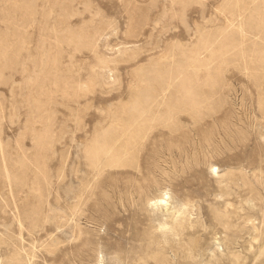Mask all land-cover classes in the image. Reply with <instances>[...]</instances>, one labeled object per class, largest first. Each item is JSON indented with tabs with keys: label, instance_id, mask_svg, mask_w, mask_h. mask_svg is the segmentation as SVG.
<instances>
[{
	"label": "rangeland",
	"instance_id": "1",
	"mask_svg": "<svg viewBox=\"0 0 264 264\" xmlns=\"http://www.w3.org/2000/svg\"><path fill=\"white\" fill-rule=\"evenodd\" d=\"M60 1L0 0V43L9 50L15 36L24 40L0 83V264H186L191 254L200 264H224L233 262L234 251L248 263L264 238V112L248 52L254 38L248 32L233 50L215 60L211 55L232 32L230 23L245 22L251 9L232 15L235 0ZM24 4L34 9L27 27L15 23ZM73 32L86 35L87 45L76 50L75 42H57L59 33ZM141 65L165 79L139 118L145 131L131 150L136 166L95 169L89 145L132 100L131 80ZM55 76L58 87L50 82ZM92 77L96 83L86 94ZM209 77L217 81L214 95ZM37 78L47 80L44 89L34 84ZM188 79L199 104L184 90ZM260 80L264 88V71ZM65 82L77 95L73 87L62 89ZM35 95L49 103L38 112ZM126 112L118 116L136 113ZM3 159L15 173L27 163V192L11 196ZM37 178L41 196L32 188ZM165 190L171 209L148 202ZM20 198L23 206L42 200L35 227L28 221L21 227L15 218ZM183 203L191 222L161 230ZM246 217L261 233L250 251L253 225Z\"/></svg>",
	"mask_w": 264,
	"mask_h": 264
},
{
	"label": "bare ground",
	"instance_id": "2",
	"mask_svg": "<svg viewBox=\"0 0 264 264\" xmlns=\"http://www.w3.org/2000/svg\"><path fill=\"white\" fill-rule=\"evenodd\" d=\"M61 3H64V2H61ZM66 3H67V1H66ZM63 5H69V4L64 3ZM70 5H72V3ZM32 7L33 6H30L27 4L23 5V7H22L23 16L19 19V21L21 19L22 20H21V22H18V23L15 22L16 25H23L24 27L28 26V24L30 22V21L28 22V20L32 17V15L34 13V9ZM61 7L62 8L66 7L65 9L70 8L69 6H68L69 8L67 6H64V7L61 6ZM218 8H220V7H218ZM249 8L251 9V12L249 14V17L246 18L245 22L240 21V22L235 24L232 21L230 23L232 28H233L232 32H230L228 35H226L221 40L219 45L216 47L215 51L212 53L211 60H215V59L219 58L220 56L224 55L225 53H228L229 51L233 50L235 47L238 46L239 43H243L244 38L246 36H248V32H250L249 34H251V36L254 38V41L249 45L250 47L248 49V52L250 54V57L253 59L252 63H251V68L254 69L256 74H258L255 76L254 79H255L256 86H257V90H258L257 97H258L259 106L261 108L260 110H262L264 112V88L261 86L262 82L260 80L261 73L264 71V34L262 36H259L260 32L264 28V0H235L234 8L230 12L232 15L237 14L238 16H241L242 14L240 12L242 11V13H244ZM66 13H67V15H70V14H68L67 11L65 12V14ZM62 22H64V21H62ZM70 32H71V30L68 33H70ZM68 33H66V34H68ZM216 33H217V35L221 34V32L218 29H217ZM66 34H64V36L62 37V34L59 33V36H57L58 35V33H57V35H56L57 36V42H59L61 44H62V42L63 43L68 42V43H66L68 45L73 44V42H75L76 46L75 45H73V46H75L74 48L76 50H78L81 45L82 46L87 45V41L86 42L84 41L86 39V35L79 34V32H73V35L71 33L72 36L71 35L67 36ZM238 35L241 37H238ZM65 36H67V37L64 38ZM239 39H242V41ZM23 42H24V40L21 37L15 36L14 44L12 45V48L9 50L7 49V45L0 43V83L3 82L6 78L5 76H7V75H5L6 70L12 69L14 67V65H16L15 63L18 61V57L20 56L21 51L24 47ZM69 50H70V48H69ZM65 51H67V49ZM44 53L45 52H43L42 54H44ZM58 55L59 54H56V55H54V57H52V60L54 62L59 61ZM187 56L188 55H186L185 57H187ZM132 57L134 58V56H130L127 59H129V58L131 59ZM127 59H125V60L128 61ZM159 64H160V61H157V63L155 65H159ZM52 66H54V64H52L51 67ZM150 68L149 67L146 68L145 66L141 65L138 69L136 68L137 70H134L135 71V78L131 80V84H130V87H133V89H135L134 94L132 96V100L126 104H124V103L121 104V107L119 108V110H116L114 112V115H113L114 117L111 119L109 129L104 130L102 132V134H100V135L96 134V136L94 138V142L89 145V148L87 151V155H88L87 157L89 158L90 165L93 168L98 169L99 166L102 164L104 166H108V167L111 166V167H120L121 168V167H125V166L126 167L130 166L133 162H135V163L132 166L133 167L136 166L137 161L133 160V159H135V157L137 155L136 156H134L133 154L131 155V153H132L131 150L133 148H135V146L138 145V141L140 140L139 138H142L141 136H142V134H144V131H145L143 129V126H145V125L144 124H143V126L141 125V122H139V118H140V116H142L141 114H142L143 110H146L149 107V105L155 101L156 91H157L156 85L163 83V81L165 79L163 74L156 75V72L154 71V66H152ZM214 78L215 77H209V79H208L209 87L211 86L212 89H213V87H216V90H213V91H212V89L210 90V93L212 95H214L218 92V86H216L217 81H215ZM52 79H54V80H52L50 82H53V84L57 85L56 87H58V85L60 86V84L58 82L59 81L58 76H55ZM144 80H146L147 83L144 84L143 83ZM45 81H47L45 78L40 79V80L37 78L36 81L34 82V84L38 82L36 84V86L37 87L40 86L39 88H41V90H42V89H44L43 87L46 85L45 83H47ZM94 81H95L94 77H92V79L89 80V82L85 81L86 87L83 90L85 93L87 90L92 91L89 88L94 87V85L96 83ZM71 84H69L67 82H65V84L64 83L61 84L62 89L63 90L65 89L66 91H67V89L70 90V88H72L74 86V85L72 86ZM64 86H65V88H64ZM196 87H197L196 84L193 83L192 80L190 81L189 79H188L187 83L184 85V90L187 93L191 94V102L193 104H199L200 100H201L198 92L196 91V89H197ZM133 89H132V92H133ZM71 90H74L73 94H76L77 91L74 87ZM66 91H63V92H66ZM51 92H52V90H51ZM53 92H54V90H53ZM44 93H45V91H43V94ZM68 93H66V94H68ZM85 93H84V95L87 94V93L86 94ZM73 94H71V95H73ZM69 95H70V93H69ZM44 96H46V95H44ZM33 99L34 100H32V102H35L34 104L36 105V107L34 106V108L33 107L32 108L37 110V112H38V109L42 110V108L46 107L45 103H47V102H44L43 99H42L43 102H41V100L39 99V97H37V95H35ZM49 101L50 100H48V102ZM47 104H49V103H47ZM128 108L134 109V111L136 113H132L130 116H127L126 118H124L125 116L124 117L118 116L119 113H127L126 111L128 110ZM45 110H47V109H45ZM3 111H4V103L1 100V96H0V114H2ZM33 113H34V111H33ZM34 114L38 115V113H34ZM0 120H1V117H0ZM39 120H40V118H39ZM35 127L36 126H34V128ZM37 128H35L34 137L41 139L42 132L37 131L36 130ZM111 133H115V135L112 136ZM108 134L110 135V137L108 136ZM121 142H124V144L122 145ZM41 143H42V145H44L43 140L41 141ZM118 143H121V144L117 146V148L114 150V152H112L111 154H108L111 147L114 145H117ZM0 145H1V148H3L2 143H1V139H0ZM133 152H136V151H133ZM3 160H4L3 161L4 162L3 180L6 184L8 182V185L10 187L9 190L11 191V196H13V198H14L16 196V194L18 195L20 193L27 192V190H25V188H24V186L26 184V182H25L26 175L25 174H26V168L28 167L27 163L23 162L22 165L20 166L19 170L15 173L10 169L9 164L7 163V160L6 159H3ZM41 162H39V161H38V163L36 162V164H38L37 166L39 168L42 167ZM104 162L106 163V165L104 164ZM211 168H212V171H214V169H217L214 164H211ZM13 183L16 184L15 188L13 186ZM18 185H20V187H18ZM32 188L36 191H40V196L42 195L43 186H42L41 180H39L38 178L35 179L33 181V187ZM83 195H81V196H83ZM169 199H170L169 192L165 190L161 193L160 196L155 197L153 199L150 198V201H148V202L150 204H152L154 207H157V209L162 204H164L166 207H164V206H162V207H164L166 210V208H168L170 206ZM20 200H22L21 203L19 202L20 204L17 201L15 202V208H17V212H15V218L17 219V221L21 227H23V225L26 221L30 222L35 227V224H39V222L41 220L40 213H41V209H42L41 203H43V202H41L42 200L38 199L35 201H31L29 206H23V204L25 203L23 198H20ZM169 208L171 209V207H169ZM189 210L190 209H188V205L183 203L182 205H180L179 208L176 209V211L172 215L173 217H172L171 223H169L168 221L161 223L160 229L161 230H165V229L173 230V229H175V225H177L178 223L180 226H184L187 222H191L192 218H190L191 215L189 214L190 212H188ZM216 217L217 218L222 217L220 210H216ZM245 222H251V224L253 225L252 227H250V228H252V236L249 239V241H248L249 245L247 246V249L250 251V250H252V246H253L252 243L254 242V240H257L261 237V233L258 231L259 229L256 226V224L254 223L255 221L251 217H246ZM258 246H259L258 250H256V251L252 250L251 256L248 257L249 258L248 263H245V261L243 262V260H241V258H240L241 252L240 251H234L233 252L234 258H232L233 262L230 261V262H227L224 264H264V238H262V240ZM189 257L191 260V261L190 260L188 261L189 264H200L197 262V260H195V256L193 254H191ZM201 262L203 263V261H201ZM188 263L186 262V264H188Z\"/></svg>",
	"mask_w": 264,
	"mask_h": 264
}]
</instances>
